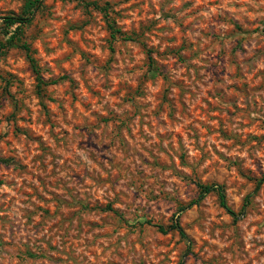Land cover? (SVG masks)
Masks as SVG:
<instances>
[{
    "label": "rangeland",
    "instance_id": "1",
    "mask_svg": "<svg viewBox=\"0 0 264 264\" xmlns=\"http://www.w3.org/2000/svg\"><path fill=\"white\" fill-rule=\"evenodd\" d=\"M25 3L0 0V264H264V0H41L7 26Z\"/></svg>",
    "mask_w": 264,
    "mask_h": 264
},
{
    "label": "trees",
    "instance_id": "2",
    "mask_svg": "<svg viewBox=\"0 0 264 264\" xmlns=\"http://www.w3.org/2000/svg\"><path fill=\"white\" fill-rule=\"evenodd\" d=\"M40 1L41 0H25V7L27 9V14L25 15H9V16H4L2 17L3 22L7 25V26H11L13 24H17V25H22L25 23L30 22V15L32 14V9L34 7H40ZM108 23L110 24V21L108 20ZM111 26V24H110ZM112 27V26H111ZM119 30H113L112 31V38L115 39L116 34H119ZM129 39V38H127ZM23 49L26 51L27 54V58L29 59V62L32 66V69L36 75V86L37 89H40V87L42 85H46V82L39 76L38 74V70L35 68L34 66V61L31 58V52H30V48L27 45H23L22 46ZM263 179V178H262ZM261 179V180H262ZM198 187V195L197 198L192 201L189 205L191 204H195L198 203L199 201H201L207 194L211 193V192H216L218 195V199H219V204L221 207H223L224 209H226V211L231 214L232 216H234V213L228 208V206L226 205V200H225V194H224V189L222 185H217V184H197ZM188 205V206H189ZM182 209V208H181ZM158 229L162 232L165 233L167 231L170 230H176L178 231L179 235L182 238H186V235L184 233V231L182 230V228L179 226L178 222L175 220V222L173 224H171L170 226H168L166 229L163 226H158Z\"/></svg>",
    "mask_w": 264,
    "mask_h": 264
}]
</instances>
